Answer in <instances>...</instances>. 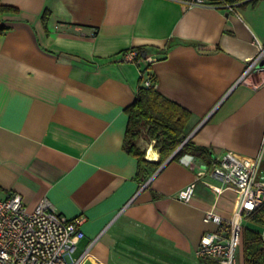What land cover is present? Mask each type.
<instances>
[{
  "label": "crops",
  "instance_id": "1",
  "mask_svg": "<svg viewBox=\"0 0 264 264\" xmlns=\"http://www.w3.org/2000/svg\"><path fill=\"white\" fill-rule=\"evenodd\" d=\"M0 21V198L18 194L28 210L46 198L82 217V262H105L118 240L150 264H215L195 255L217 229L204 213L229 218L235 192L216 194L204 177L184 201L194 171L177 160L138 168L122 147L125 108L147 64L121 58L137 48L153 58L143 76L190 112L187 138L210 152L195 157L203 166L261 152L264 181V86L258 73L241 80L254 40L264 43V0H238L236 13L171 0H0ZM242 226L264 238L249 216Z\"/></svg>",
  "mask_w": 264,
  "mask_h": 264
},
{
  "label": "built area",
  "instance_id": "2",
  "mask_svg": "<svg viewBox=\"0 0 264 264\" xmlns=\"http://www.w3.org/2000/svg\"><path fill=\"white\" fill-rule=\"evenodd\" d=\"M171 1L187 7L210 6L236 13L238 0ZM1 26L3 23L0 21ZM253 43L256 53L245 60L241 80L258 73L261 78L260 86H264V67L258 68V64L264 62V43L257 40ZM121 59L136 65L153 62L151 56H138L135 49L122 54ZM143 85L154 86L146 77ZM261 159V152L254 157H248L229 151L209 168L192 155L178 160L195 172L193 182L179 192L180 199L188 201L193 195L195 182L204 177L211 179H203L202 182L216 194L229 188L236 196L235 209L229 218L221 217L211 209L205 211L204 221L214 222L217 229L204 233L200 238L195 250L198 259L209 260L215 264L236 263V253L241 244L242 219L264 203V181L257 178ZM82 221L80 216L67 218L60 214L46 198L39 200L32 210L26 208L18 194H8L0 198V264H81L89 249L86 248L80 256L74 257L77 244L84 236L80 228Z\"/></svg>",
  "mask_w": 264,
  "mask_h": 264
},
{
  "label": "trees",
  "instance_id": "3",
  "mask_svg": "<svg viewBox=\"0 0 264 264\" xmlns=\"http://www.w3.org/2000/svg\"><path fill=\"white\" fill-rule=\"evenodd\" d=\"M3 30H5L4 26H1L0 32ZM135 50L138 56L144 52L142 48ZM149 65L147 64L140 71L139 83L134 90V100L125 108L127 125L123 150L136 158L139 169L151 163L160 166L180 145L181 148L172 160L178 161L181 157L192 155L208 161L209 150L186 139L185 126L190 118V112L161 95L155 89V85L152 87L143 85L145 77L153 84L155 82L153 74L143 76V72L149 68ZM141 139L153 144V149L158 153L155 162L145 159V150L138 144ZM249 219L255 224L264 226V203L250 213ZM241 247L244 264H264V238L260 232L243 227Z\"/></svg>",
  "mask_w": 264,
  "mask_h": 264
},
{
  "label": "rangeland",
  "instance_id": "4",
  "mask_svg": "<svg viewBox=\"0 0 264 264\" xmlns=\"http://www.w3.org/2000/svg\"><path fill=\"white\" fill-rule=\"evenodd\" d=\"M149 144L150 143L144 142V140L140 143L141 148L145 150V156H147ZM83 245L84 242H81L78 249ZM74 257H76V254ZM195 261L197 263L199 262L197 258ZM148 262H151L150 258L143 256L142 250L137 249L134 244L116 240L115 244L112 246L111 255L105 262L102 260H95L92 257H87L82 264H150Z\"/></svg>",
  "mask_w": 264,
  "mask_h": 264
},
{
  "label": "water",
  "instance_id": "5",
  "mask_svg": "<svg viewBox=\"0 0 264 264\" xmlns=\"http://www.w3.org/2000/svg\"><path fill=\"white\" fill-rule=\"evenodd\" d=\"M146 54L144 52H142V56L144 57ZM264 67V62H260L258 64V68H262ZM188 139V138H186ZM181 148V145L174 151V153L165 161V163H167L168 161L172 160V158L174 157V155L179 151V149Z\"/></svg>",
  "mask_w": 264,
  "mask_h": 264
},
{
  "label": "bare ground",
  "instance_id": "6",
  "mask_svg": "<svg viewBox=\"0 0 264 264\" xmlns=\"http://www.w3.org/2000/svg\"><path fill=\"white\" fill-rule=\"evenodd\" d=\"M147 157H148L149 160H156L157 155H156L155 152H152V150L150 149L149 152H148V156Z\"/></svg>",
  "mask_w": 264,
  "mask_h": 264
}]
</instances>
